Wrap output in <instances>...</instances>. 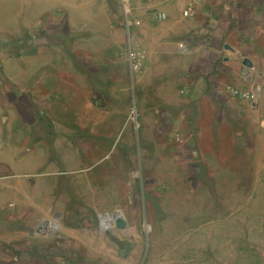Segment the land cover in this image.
<instances>
[{"label":"rangeland","instance_id":"1","mask_svg":"<svg viewBox=\"0 0 264 264\" xmlns=\"http://www.w3.org/2000/svg\"><path fill=\"white\" fill-rule=\"evenodd\" d=\"M115 3L128 7V0ZM81 10L57 15L56 24L50 14L42 15L39 22L49 33L42 44L30 30L39 22L31 20L25 38H12L7 47L11 63L53 73L41 78V93L28 92L26 100L37 102L41 142L56 149L63 165L58 176L70 204L64 225L88 232L85 248L76 247L75 261L264 264V94L257 107L251 102L241 107L244 116L220 111L216 116L213 109L202 116L197 108L167 129L156 109L143 112L132 105L146 93L136 77L144 80L148 67L171 64L173 57L151 45L142 26L133 28L145 59L131 72L126 57L134 43L125 13L109 12L111 27L103 28ZM148 55L158 60L148 65ZM65 73L73 74V89H49V79L56 75L58 81ZM70 101L74 116L66 120L58 103ZM84 101L90 103L87 130L81 128ZM67 124L72 127L66 131ZM70 148L83 160L78 168L66 169L60 162L61 151ZM84 170L91 181L89 195L77 183Z\"/></svg>","mask_w":264,"mask_h":264},{"label":"crops","instance_id":"2","mask_svg":"<svg viewBox=\"0 0 264 264\" xmlns=\"http://www.w3.org/2000/svg\"><path fill=\"white\" fill-rule=\"evenodd\" d=\"M115 2L0 0V264H84L74 258L77 245L85 248L88 235L64 225L70 204L58 176L63 165H59L56 149L41 142L37 102L26 100L28 92L41 93V78L47 75L51 78L53 73L20 68L18 60L11 63L7 58L11 39L19 38L17 41L21 42L31 20L39 22L42 15L50 14L56 24L57 15L81 7L90 20L103 22L100 26L109 28V12H123L124 26L129 29L130 42L134 43L128 52L141 51L135 45L137 33H132V29L142 26L151 45H158L173 59L171 64L163 61L159 67H148L144 80L136 77L137 86H142L146 93L132 106L143 112L156 109L157 117L163 118L160 124H165L167 129L178 126L180 116L187 115L185 111L194 114L197 108L202 116L206 109L215 110L216 116L221 113L244 116L246 110L242 111L241 107L251 102L255 108L263 97L264 0H128L129 16ZM190 8L191 13L185 14ZM30 30H34V41L39 39L41 44L49 34L40 22ZM146 59L148 65L158 60L154 55ZM126 65L133 72L129 53ZM250 67L255 72L252 70L247 75L245 72ZM59 77L58 81L56 75L49 79V89L71 91L73 74ZM232 87L252 94V99L234 98L229 94ZM58 104L59 115L72 119L73 101ZM58 104L53 106L56 118ZM80 107L81 128L87 130L90 103L84 101ZM70 126L67 124L65 130ZM61 152L65 156L60 162H64L66 169L83 164V160L74 157L71 148ZM79 173L77 183L80 182L82 193L89 195V174L86 170ZM103 220L108 222L109 217Z\"/></svg>","mask_w":264,"mask_h":264},{"label":"built area","instance_id":"3","mask_svg":"<svg viewBox=\"0 0 264 264\" xmlns=\"http://www.w3.org/2000/svg\"><path fill=\"white\" fill-rule=\"evenodd\" d=\"M191 11H192L191 8L187 9L185 11V14L188 15L191 13ZM129 62H130V65H131L133 70H138L142 67V65L144 63V55L139 51H130L129 52ZM253 69H254V67H250L245 73L247 75H249V74H251ZM229 92H231L233 94L240 95L242 97H246V98L253 97L252 94L247 93V92H242L241 90H238L236 88H230Z\"/></svg>","mask_w":264,"mask_h":264}]
</instances>
